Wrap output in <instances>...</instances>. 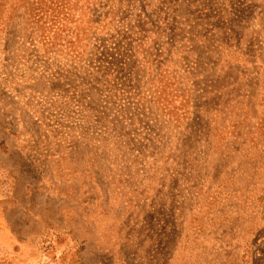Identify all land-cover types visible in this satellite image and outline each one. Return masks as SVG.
Wrapping results in <instances>:
<instances>
[{"label": "rangeland", "instance_id": "obj_1", "mask_svg": "<svg viewBox=\"0 0 264 264\" xmlns=\"http://www.w3.org/2000/svg\"><path fill=\"white\" fill-rule=\"evenodd\" d=\"M0 264H264V0H0Z\"/></svg>", "mask_w": 264, "mask_h": 264}]
</instances>
